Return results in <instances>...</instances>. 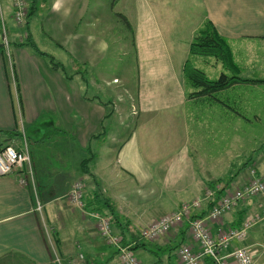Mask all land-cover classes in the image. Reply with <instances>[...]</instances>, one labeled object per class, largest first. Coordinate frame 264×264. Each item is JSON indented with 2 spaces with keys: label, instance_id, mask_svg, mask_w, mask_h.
Here are the masks:
<instances>
[{
  "label": "crops",
  "instance_id": "obj_1",
  "mask_svg": "<svg viewBox=\"0 0 264 264\" xmlns=\"http://www.w3.org/2000/svg\"><path fill=\"white\" fill-rule=\"evenodd\" d=\"M29 1L33 13L25 27L29 43L51 58L20 46L28 34L19 39L12 24V3L0 0L5 17L0 14L1 24L8 29L11 22L13 40V50L0 44V151L13 146L25 152L23 136L27 142V130L38 125L60 135L71 130L73 140H53L45 158L56 161V166L48 171L45 160L30 153L33 180L28 166L0 176V264H55L56 258L61 264L68 259L78 264H126L122 253L101 238L88 209L81 210L66 199L77 182L84 183L90 209L109 214L114 226L120 223L117 229L131 242L123 246L138 264H180L182 245L198 247L189 222L154 242L142 240L141 230L207 190L225 183L241 185L249 176L248 171L240 181L238 177L222 182L235 169L232 159L237 155L219 162L205 147L207 143L213 151L226 140L221 139L224 131L215 128L211 110L226 119L228 104L222 92L217 97L196 95L201 90L188 81L187 62L216 68L221 64L190 55V46L207 22L232 50L242 41L264 42V0H173L171 6L168 0H129V13L119 14L135 33L138 84L125 103L135 105L136 125L126 140L113 137L107 146L93 139L106 135L101 128L114 120L109 99L118 88L105 91L103 101L95 92L100 81L89 82L88 75L78 71H89L100 63V56L109 54L110 38L105 35L95 41L78 32L89 8L87 0ZM105 81L111 86L120 82ZM123 117L129 121V115ZM93 141L98 143L94 150L89 146ZM70 164L77 175L64 173ZM24 177L26 185L21 184ZM209 209L204 206L195 217L205 218ZM262 212L263 201L253 199L208 225L217 235L219 229L237 228L246 217ZM244 245L255 252L254 264H264L261 226L250 232Z\"/></svg>",
  "mask_w": 264,
  "mask_h": 264
},
{
  "label": "rangeland",
  "instance_id": "obj_2",
  "mask_svg": "<svg viewBox=\"0 0 264 264\" xmlns=\"http://www.w3.org/2000/svg\"><path fill=\"white\" fill-rule=\"evenodd\" d=\"M86 2H88L89 8L86 12V16L78 25V32L85 34L90 40L95 41L107 35L110 38L108 42L110 45V52L104 58L100 56L97 60H101L100 63L91 65L89 71L80 70L78 72L83 73V75H88L89 82L92 78L100 81L99 87L95 92H97V96L103 101H105V91L118 88L116 94L109 99L112 103L109 113L110 116L113 115L114 120L110 122V125L107 120L103 128H101L106 135H97V137L93 139L102 140V144L107 146L111 144L114 139L116 141L126 140L127 136L136 125V118L132 116V114H134L135 105L133 106L125 103L129 102V98H131L128 96V93H130L129 91L138 84L137 51L133 45L135 33L132 31L130 32L126 22L120 19L123 15L119 14L129 13L127 5L130 4L131 1L123 0L118 6V0H87ZM83 3L85 5V2ZM172 3L173 0H168L169 6H171ZM186 5L188 4H181V6ZM187 8H189V6H187ZM0 14L4 17L3 7L0 9ZM2 15H0V44L6 49L13 50L11 22L8 24L6 34H2L1 30L4 27V25L2 26L1 24L4 23V21H2ZM12 24L17 30V35L20 36L19 39L24 40L28 34V29H25L26 25L18 27L14 19ZM106 29H110L112 33H103L102 31ZM113 37H115V39ZM4 39H6L5 41H7L8 47L5 45ZM238 44L243 45H234L233 54L235 62L241 68L240 78L251 82L234 83L225 90L226 92L222 91L221 96L228 104L227 111L225 112L226 119L222 113H217L215 110L211 111L212 122L215 124V128L217 129L220 127L221 130L224 131L225 136L222 134L221 139L223 140L225 137L226 140L219 142V145L213 151L207 143H205V147L211 151L213 157L219 159V162H223L225 159L227 160V157L232 158L237 155V159H232L235 169H231L229 175L223 176L221 178L222 182H228L238 177V181H240V177L246 176L248 171L250 174V170L256 171L257 178L264 182V82H260L264 81V42L242 41ZM204 59V61L208 62L215 61L214 59ZM191 63L192 67L204 72L211 81L219 80L222 74L232 77V73L224 69L222 65H218L216 68L196 60H191ZM102 76L104 78H101ZM103 79H109L110 82L113 81V79H118L120 82L115 81L117 85L111 86V84L107 85V81H105V84L102 83ZM127 89L129 90L127 91ZM218 94H220V92L210 97H217ZM121 104L123 105L121 106ZM128 115L129 121L123 119V116L127 117ZM123 120L127 122L123 123ZM27 132L28 136L26 140L29 142V145L25 142L23 136L25 149L28 151L29 155L31 153L37 160L41 158L44 159L46 165L45 169L47 171L56 166V161L52 159L47 160L45 158V155L54 147L52 144L53 140H73L71 130H66V133L63 132L64 134L60 135L54 133L51 128L39 127L38 125V127H34L31 130L28 129ZM74 133L75 131L72 132V135H74ZM210 143L211 146L214 145L213 141ZM89 146L94 150L95 147L98 146V143L97 141H93ZM14 148L16 149V147ZM89 157H91L90 154ZM220 166L222 165L220 164ZM73 168L74 166L71 164L68 165L67 169H64V173L69 176H72V174L77 175V172ZM249 178L250 176H248L247 179L244 178L243 181H247ZM66 199L68 202L71 201L70 194L67 195ZM85 200L88 202L84 197V201ZM87 207L85 202V208ZM86 212L91 213L90 216L95 214V216H102L110 219V215L104 211L91 208ZM96 223L98 225V220ZM113 229L116 234L119 233L116 227ZM72 261L73 260L68 259L66 261L64 260L62 263L72 264Z\"/></svg>",
  "mask_w": 264,
  "mask_h": 264
},
{
  "label": "built area",
  "instance_id": "obj_3",
  "mask_svg": "<svg viewBox=\"0 0 264 264\" xmlns=\"http://www.w3.org/2000/svg\"><path fill=\"white\" fill-rule=\"evenodd\" d=\"M11 3L14 8V22L18 27L26 25L30 14L29 0H11ZM5 45L8 47L7 41ZM26 166H28V175L33 180L31 158L27 150L19 152L13 146H8L0 151V176H8L15 170L25 169ZM249 176L250 178L241 185L225 183L207 190L202 197L183 204L177 211L141 230V239L154 242L185 222H189V230L198 247L182 245L178 252L180 264H254L255 252L244 244L255 227L261 226L264 230V182L257 178L254 170H250ZM21 184H27V177L21 179ZM84 192V183L77 182L69 193L70 203L81 210L85 209ZM253 199L263 201L261 214L246 217L237 228H221L217 235L212 234L209 222L220 221L241 204ZM204 206L210 207L208 216L195 217L196 212L203 210ZM37 210H42L40 204ZM91 217L96 222L98 220L97 230L105 243L121 252L126 264H138L129 248L123 246V238L115 233L112 219L95 214ZM234 244L239 245L234 246ZM80 260H83V256H80ZM54 263L61 264V261L56 258ZM77 263L78 260L72 261V264Z\"/></svg>",
  "mask_w": 264,
  "mask_h": 264
},
{
  "label": "trees",
  "instance_id": "obj_4",
  "mask_svg": "<svg viewBox=\"0 0 264 264\" xmlns=\"http://www.w3.org/2000/svg\"><path fill=\"white\" fill-rule=\"evenodd\" d=\"M30 16H33V13L32 14L30 13L29 17ZM28 23L27 25H29ZM7 30L8 29L4 26L1 30L2 34L5 35ZM29 41H30V35L28 34L26 43L24 42L20 46L31 47L33 50L37 52V54L51 58L46 53H43L40 50H38L37 47L34 45V43H29ZM190 55L194 57H200L203 59L204 58L214 59L216 62L220 63L224 67V69L232 73V77L222 74L219 80L211 81L207 78L204 72L192 67L191 62H187L185 66L186 76L190 84L195 89L201 90L200 93L198 94L196 93V95L198 96H203V95L212 96L213 94H217L219 92L225 91L227 88L231 87L234 83L251 82L249 80H244L240 78L241 68L235 62L233 50L229 42L225 38L220 36V34L218 33V31L211 22H207L204 28L200 30L196 35L194 41L190 46ZM260 82H264V81H260ZM8 135L10 136L11 134ZM87 209H90L89 204ZM114 227L116 228L121 227V225L120 223H116V226L113 225V228ZM118 235H120L123 238V244L125 246L130 245L131 242L127 240L126 233L124 231H120Z\"/></svg>",
  "mask_w": 264,
  "mask_h": 264
}]
</instances>
